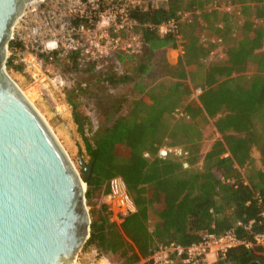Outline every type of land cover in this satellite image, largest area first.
Here are the masks:
<instances>
[{
	"label": "trees",
	"instance_id": "16d2710c",
	"mask_svg": "<svg viewBox=\"0 0 264 264\" xmlns=\"http://www.w3.org/2000/svg\"><path fill=\"white\" fill-rule=\"evenodd\" d=\"M235 3L241 5V15L251 13L253 19L262 20L256 25L255 20L245 19L238 37L228 24L229 11L220 8ZM183 12L192 13V22L178 21ZM220 13L222 18L217 20ZM130 15L139 24L146 52L141 57L116 55L119 63L127 65L121 75L94 74L87 65L88 78L78 81L67 94L74 121L84 134L73 100L78 91L98 80L108 86L132 84L134 92L125 113H119L125 98L105 105V110L116 115L97 128L91 143L85 142L90 174L82 168L80 174L87 186V203L92 202L93 191L105 194L108 181L120 176L135 211L117 227L109 221L111 212L105 203L92 207L90 235L83 248L94 246L101 253L118 254L123 264H138L158 245L174 241L187 246L204 231L231 229L241 238L252 239L264 229V0H167L165 7L132 9ZM171 19L178 21L176 33L160 35L156 27ZM220 21L223 25L219 27ZM201 24L210 26L213 41L202 35ZM226 39L232 45L223 62L206 64L216 42L226 43ZM178 46L183 51L176 63H163L171 81L146 83L156 52ZM8 47L21 49V44L11 40ZM11 58L7 67L13 66ZM76 60V55L67 59L71 65ZM248 64L254 65L255 72L245 78L242 73ZM197 71L202 75L196 86L200 92L192 96ZM211 121L219 137L202 154L203 128ZM165 143L182 146L186 156L158 157ZM253 148L259 152L258 168L252 165ZM228 259L230 264H264L263 253L243 247L231 250Z\"/></svg>",
	"mask_w": 264,
	"mask_h": 264
},
{
	"label": "water",
	"instance_id": "95a60500",
	"mask_svg": "<svg viewBox=\"0 0 264 264\" xmlns=\"http://www.w3.org/2000/svg\"><path fill=\"white\" fill-rule=\"evenodd\" d=\"M35 1L0 0V264H74L90 235L86 183L5 70L11 27Z\"/></svg>",
	"mask_w": 264,
	"mask_h": 264
},
{
	"label": "built area",
	"instance_id": "2783aa9c",
	"mask_svg": "<svg viewBox=\"0 0 264 264\" xmlns=\"http://www.w3.org/2000/svg\"><path fill=\"white\" fill-rule=\"evenodd\" d=\"M142 1L28 2L13 23L9 38V41L19 42L21 49L12 50L7 44L5 63L12 56L13 65L18 62L29 63L34 69L39 70L40 65L46 60H63L68 59L70 55H76L92 69L105 75L107 65L111 61L118 62L116 55H138L143 48L137 28L139 24L130 15L131 10L164 7L163 5L144 7ZM161 1L166 5L167 0ZM192 20L191 12H183L178 21L190 23ZM178 21L171 19L158 25L156 27L158 33L175 34ZM179 49L183 51L181 47ZM175 115L179 117L182 113ZM186 154L182 146L169 143L163 144L157 152L160 158L169 155L184 158ZM143 156L148 158L149 154L144 152ZM183 167H187L186 162H183ZM107 186L108 191L102 197L103 203L111 212L109 219L113 217L112 219L118 220L135 211L126 184L120 176L112 177ZM261 216L264 217V209ZM236 224L242 225L241 222ZM237 247L264 254V229L255 233L252 239L241 238L231 229L222 233L204 231L198 241L187 246L174 241L160 244L147 256L141 257L138 264H230L228 253Z\"/></svg>",
	"mask_w": 264,
	"mask_h": 264
},
{
	"label": "rangeland",
	"instance_id": "374dc122",
	"mask_svg": "<svg viewBox=\"0 0 264 264\" xmlns=\"http://www.w3.org/2000/svg\"><path fill=\"white\" fill-rule=\"evenodd\" d=\"M143 6L149 5H163L166 6L161 0H143ZM246 5L254 6V3L249 1L244 2ZM229 6V9H228ZM240 4L235 3L233 5H220L221 9L229 11L228 24L235 29L236 36H240V26L245 19L255 20L256 25L261 24L260 19H253L251 13L241 15ZM212 5L206 7L210 9ZM227 8V9H226ZM222 14L217 15V20L222 18ZM203 25V24H201ZM218 25L222 26L223 22H218ZM209 26V25H208ZM203 25L202 35H205V39L213 41L215 39L212 36L213 31ZM227 42H216L215 49L206 57L205 63H222L225 56V51L229 45H232L230 39H226ZM225 40V41H226ZM146 52V48L143 47L138 54V57L142 56ZM179 46L176 48H163L156 52L153 58V67L149 71L146 83L152 84L155 82L169 83L170 78L164 73L163 63H176L177 59L181 55ZM135 56V55H133ZM137 56V55H136ZM76 64H70L67 59L54 61L47 60L43 62L39 70L29 63L18 62L14 64L19 69L13 66H6L5 70L10 78L15 82L18 88L28 97L30 103L36 108L43 119L46 121L51 131L54 133L56 139L68 155L70 161L80 174L81 159L84 163H87L88 156L85 151V142L91 143L93 135L97 128L103 123H109L116 114L113 111H107L104 109L108 104L118 102L125 98L127 101L123 102V108L119 113H125L129 101L134 97L132 90V84H115L108 86L96 80V83L90 85L87 89L78 91L77 95L73 98L77 107V116L82 119L83 133L78 130V126L74 121L73 108L67 101V94L69 91L75 88L77 82L88 78V72L86 70L87 63L82 59L76 60ZM126 62V61H125ZM133 64V63H132ZM126 63L111 61L107 65V73L115 72L118 75L125 73ZM86 70V71H85ZM255 72V67L252 64H248L242 75L248 78ZM91 73L101 74L95 69H92ZM97 78V76H96ZM95 79V78H94ZM195 85L192 96H196L200 89L196 87L202 81L201 72H196L194 76ZM106 105V106H105ZM219 137L216 133L212 121L203 128L202 140L200 142L201 153L206 152L211 144ZM252 165L256 168L260 167L259 152L253 148L251 150ZM81 175V174H80ZM87 186H85L86 192ZM103 202V197L99 190L93 191V199L91 203L86 202V208L89 213L91 222L92 207L97 209L99 203ZM109 221L116 224L117 227L121 224L123 217L118 220L112 219ZM154 222L150 221V229H153ZM95 251V252H94ZM97 252V254H96ZM123 264L122 258L118 254L111 253H99L94 246L81 248L78 252L76 261L74 264Z\"/></svg>",
	"mask_w": 264,
	"mask_h": 264
},
{
	"label": "bare ground",
	"instance_id": "6f19581e",
	"mask_svg": "<svg viewBox=\"0 0 264 264\" xmlns=\"http://www.w3.org/2000/svg\"><path fill=\"white\" fill-rule=\"evenodd\" d=\"M17 86V85H16ZM18 87V86H17ZM21 91V90H20ZM22 92V91H21ZM23 93V92H22ZM23 95L26 97V99L30 102V100L28 99V97L23 93Z\"/></svg>",
	"mask_w": 264,
	"mask_h": 264
},
{
	"label": "crops",
	"instance_id": "0c3cea01",
	"mask_svg": "<svg viewBox=\"0 0 264 264\" xmlns=\"http://www.w3.org/2000/svg\"><path fill=\"white\" fill-rule=\"evenodd\" d=\"M219 27H220V25H219ZM200 92V91H199ZM208 149H206L205 151H207ZM205 152H203L202 154H204Z\"/></svg>",
	"mask_w": 264,
	"mask_h": 264
}]
</instances>
